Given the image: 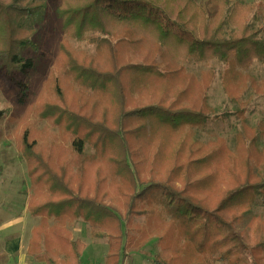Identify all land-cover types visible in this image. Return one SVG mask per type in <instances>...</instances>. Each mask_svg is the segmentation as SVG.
<instances>
[{
	"label": "trees",
	"instance_id": "1",
	"mask_svg": "<svg viewBox=\"0 0 264 264\" xmlns=\"http://www.w3.org/2000/svg\"><path fill=\"white\" fill-rule=\"evenodd\" d=\"M53 1L61 36L49 94L25 105L28 86L18 82L16 109L32 120L19 139L32 178L27 209L40 219L26 255L39 264H83L86 245L67 231L81 222L92 240L106 241L102 264H121L123 252L153 238L152 264H264V217L238 229L264 196V172L254 177L247 148L234 156L224 140L208 149L194 139L210 111L206 97L186 105L188 66L264 65L263 5ZM45 9L36 0H0V74L13 80L35 70L34 24ZM9 114L0 109V119ZM36 121L48 127L37 131Z\"/></svg>",
	"mask_w": 264,
	"mask_h": 264
},
{
	"label": "rangeland",
	"instance_id": "2",
	"mask_svg": "<svg viewBox=\"0 0 264 264\" xmlns=\"http://www.w3.org/2000/svg\"><path fill=\"white\" fill-rule=\"evenodd\" d=\"M36 1L46 5L42 17L34 24L38 30L36 39L40 52L37 56H30L35 61L36 68L26 78L15 75L11 80L6 74H0V109L10 111L9 116L0 119V264H38L26 255L31 231L39 225L40 219L32 217L27 209L33 192L32 178L21 155L19 140L23 127L32 120L31 116L27 117L24 108L16 109V101L20 96L18 82L28 86L25 105L35 103L40 92L49 94L46 78L52 68L56 45L61 35L55 17L54 1ZM206 1L195 0L202 7ZM241 1L246 4H262L263 11L257 13H262L261 17H264V0ZM71 45L90 55L94 52L91 46L83 43L72 42ZM186 72L192 75L186 105L204 102L206 97L205 106L211 116L206 126L194 130L193 138L208 149L217 140H224L227 149L234 156H237V149L247 148L250 151L253 175L257 179L264 172V65L254 62L247 69L222 66L213 61L206 65H190ZM21 117L25 118L23 122ZM36 126L37 131H42L48 124L44 121ZM132 142L131 140L130 144ZM144 144L147 142L144 141ZM256 145L261 154L259 158L256 156ZM86 154H91V151L88 149ZM253 216L264 217V196L257 200L251 215L238 229L245 228ZM137 222L139 220H134V223ZM67 228L73 240H80L86 245L83 263L102 264L108 249L106 241L92 240L86 224H71ZM157 251V239L153 238L140 250L123 252L121 264H152Z\"/></svg>",
	"mask_w": 264,
	"mask_h": 264
},
{
	"label": "crops",
	"instance_id": "3",
	"mask_svg": "<svg viewBox=\"0 0 264 264\" xmlns=\"http://www.w3.org/2000/svg\"><path fill=\"white\" fill-rule=\"evenodd\" d=\"M79 223H81V222H79ZM78 223V224H79ZM73 224H76V223H72V225ZM81 224H83L84 225V223H81ZM71 225V224H70ZM70 225H68V227L70 226ZM67 230H68V228H67ZM69 234H70V232H68ZM89 235H90V233H89ZM70 236H71V234H70ZM91 238V237H90ZM71 240H73L72 238H71ZM86 250V249H85ZM85 252V251H84ZM83 255H84V253H83ZM31 258V257H30ZM83 258V257H82ZM32 260H34L33 258H31ZM104 259V258H103ZM35 261V260H34ZM82 261H83V259H82ZM39 264V263H38ZM84 264V263H83Z\"/></svg>",
	"mask_w": 264,
	"mask_h": 264
}]
</instances>
